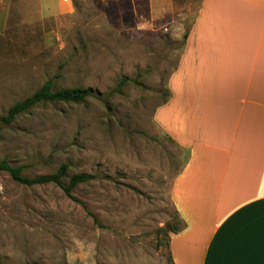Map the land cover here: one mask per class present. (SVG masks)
Here are the masks:
<instances>
[{
    "label": "rangeland",
    "instance_id": "rangeland-1",
    "mask_svg": "<svg viewBox=\"0 0 264 264\" xmlns=\"http://www.w3.org/2000/svg\"><path fill=\"white\" fill-rule=\"evenodd\" d=\"M201 0H1L0 116L53 78L91 89L0 131V160L94 175L72 197L0 172V264H172L170 186L186 158L155 124ZM58 13V14H57ZM126 79L123 84L121 81Z\"/></svg>",
    "mask_w": 264,
    "mask_h": 264
},
{
    "label": "crops",
    "instance_id": "crops-1",
    "mask_svg": "<svg viewBox=\"0 0 264 264\" xmlns=\"http://www.w3.org/2000/svg\"><path fill=\"white\" fill-rule=\"evenodd\" d=\"M168 94L153 120L186 151L172 264H264V0H201Z\"/></svg>",
    "mask_w": 264,
    "mask_h": 264
},
{
    "label": "trees",
    "instance_id": "trees-1",
    "mask_svg": "<svg viewBox=\"0 0 264 264\" xmlns=\"http://www.w3.org/2000/svg\"><path fill=\"white\" fill-rule=\"evenodd\" d=\"M185 35L183 39L185 38ZM125 80L126 79H123L121 84H123ZM54 86L53 78H48L31 95L14 102L8 108L7 112L0 116V131L4 126L14 122L17 116L39 103H80L93 94L92 90L88 88L64 87L56 89ZM168 96L169 94L167 93L166 99L163 102L167 100ZM65 171L66 165L63 164L53 173L27 176L22 173L21 166L12 165L5 160H0V172H6L13 181L26 186L53 183L59 186L68 197H72V191L78 184L90 181L94 178V175L92 174L74 173L69 177L67 184H64L63 178L65 176ZM171 230H173L172 226Z\"/></svg>",
    "mask_w": 264,
    "mask_h": 264
},
{
    "label": "built area",
    "instance_id": "built-area-1",
    "mask_svg": "<svg viewBox=\"0 0 264 264\" xmlns=\"http://www.w3.org/2000/svg\"><path fill=\"white\" fill-rule=\"evenodd\" d=\"M64 1H68V0H64Z\"/></svg>",
    "mask_w": 264,
    "mask_h": 264
},
{
    "label": "water",
    "instance_id": "water-1",
    "mask_svg": "<svg viewBox=\"0 0 264 264\" xmlns=\"http://www.w3.org/2000/svg\"><path fill=\"white\" fill-rule=\"evenodd\" d=\"M175 230V228H173Z\"/></svg>",
    "mask_w": 264,
    "mask_h": 264
}]
</instances>
